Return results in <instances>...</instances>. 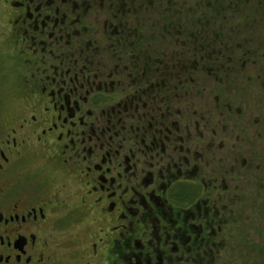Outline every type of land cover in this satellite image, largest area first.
<instances>
[{
  "label": "flooded vegetation",
  "instance_id": "obj_1",
  "mask_svg": "<svg viewBox=\"0 0 264 264\" xmlns=\"http://www.w3.org/2000/svg\"><path fill=\"white\" fill-rule=\"evenodd\" d=\"M0 41L24 94L0 122V264L80 235L86 264H215L252 187L227 162L264 0H0Z\"/></svg>",
  "mask_w": 264,
  "mask_h": 264
},
{
  "label": "rangeland",
  "instance_id": "obj_2",
  "mask_svg": "<svg viewBox=\"0 0 264 264\" xmlns=\"http://www.w3.org/2000/svg\"><path fill=\"white\" fill-rule=\"evenodd\" d=\"M100 18L104 20V15H100ZM1 43L0 51L3 50ZM263 61L260 60L256 67L257 74L260 68H264ZM7 64L9 63L0 55V100H4L5 104L0 109V122L7 117L8 112L15 109L14 103H17L19 98H23L24 95L22 90L16 87V80ZM254 82L245 87V92L238 94L236 91L241 99L236 104L241 107L236 110L240 111V114L235 116L236 118L240 117L241 124H246L249 128L245 132L241 131L240 139L236 141L242 149L238 161L230 160L236 154V152L231 154V149H236L230 147L231 144H226L229 146L222 151L225 160L231 161V163L227 162L228 169L230 166L233 168V165H236L240 170H243L239 180H243L246 175L250 174L248 177L252 187L250 196L245 195L244 200L240 203V208H238L239 225L237 226L239 229L237 234L231 233V239L230 236L224 234L221 251L215 257V264H264V252L261 251V247L264 245V202L263 200L257 201L256 196L264 193V86H260L262 81L257 78ZM237 136L231 133L226 134V142L231 143ZM32 163H38V160H34ZM208 167L211 170L212 163ZM248 177L244 179L248 181ZM82 238L80 235V238L71 242L72 246L76 245L77 251L73 255L72 253H62L57 264H86V260H92V258L84 259L90 249L88 241ZM200 261L202 259H199ZM212 261L214 262V260Z\"/></svg>",
  "mask_w": 264,
  "mask_h": 264
},
{
  "label": "trees",
  "instance_id": "obj_3",
  "mask_svg": "<svg viewBox=\"0 0 264 264\" xmlns=\"http://www.w3.org/2000/svg\"><path fill=\"white\" fill-rule=\"evenodd\" d=\"M256 196H257V201L263 200V202H264V193L263 194H257ZM261 248H262L261 251L264 252V245Z\"/></svg>",
  "mask_w": 264,
  "mask_h": 264
}]
</instances>
